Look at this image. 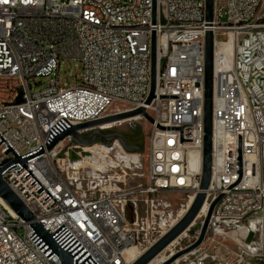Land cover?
Returning a JSON list of instances; mask_svg holds the SVG:
<instances>
[{
  "label": "built area",
  "instance_id": "1",
  "mask_svg": "<svg viewBox=\"0 0 264 264\" xmlns=\"http://www.w3.org/2000/svg\"><path fill=\"white\" fill-rule=\"evenodd\" d=\"M155 2L0 0V133L20 156L46 144L61 118L72 126L142 107L154 120L134 116L149 125L143 152H128L118 140L82 146L67 137L28 161L55 203L24 177L25 168L17 172L19 164L2 177L37 222L52 233L64 224L98 264H132L129 249L144 253L184 215L162 196L185 195L191 204L199 191L205 37L212 30L211 180L192 226L200 225L199 235L222 195L205 238L217 244L228 236L225 226L252 219L247 234L255 239L233 260L199 246L186 262L264 261V0H214L211 25L206 0ZM153 33L155 97L147 103ZM69 60L81 69L76 85L59 77ZM45 77L48 86L34 91ZM121 121L98 128L114 132ZM66 141L71 146L63 151ZM7 147L0 144V162L15 158ZM33 232L0 198V264H60L29 238Z\"/></svg>",
  "mask_w": 264,
  "mask_h": 264
},
{
  "label": "water",
  "instance_id": "2",
  "mask_svg": "<svg viewBox=\"0 0 264 264\" xmlns=\"http://www.w3.org/2000/svg\"><path fill=\"white\" fill-rule=\"evenodd\" d=\"M156 2L154 0V8ZM214 0H206V21L211 25L213 21ZM156 84V36L153 33L151 45V93L147 100L150 103L155 97ZM212 110H213V31L207 30L205 37V77H204V140L202 149V173L200 178L199 191L194 200L187 208L186 213L182 218L173 225L162 237H160L150 248H148L137 260L132 264H150L157 256H159L173 241H175L183 232L195 233V229H190L195 218L198 216L202 206L205 203L206 192L211 180L212 170ZM144 115L146 119L153 123V118L145 111L144 108H138L132 111L119 113L112 116H107L94 121H89L77 125L69 124L64 118H61L49 131V137L43 146L20 156L18 152L9 144V142L0 133V144L5 142L8 146L4 152L12 151L15 158L7 157L0 162V198L2 201L23 221L27 222L34 231L29 238L37 245V247L49 259L55 255L60 264H98L94 258L86 251V249L79 243V241L72 235V233L64 226H60L54 233L40 221H36V215L29 210L19 196L8 186L2 177V173L19 164L22 168L17 171L20 172L23 168L28 172L24 177L31 175L34 180L33 185L37 182L40 188L37 189L40 194L43 190L48 194L44 199L52 198L54 203L56 200L43 187V185L35 178V176L27 168L26 163L33 158H36L44 153H47L58 142L70 137L74 143L82 146H91L98 141H104L110 144L114 140H118L123 148L128 152H143L144 143L137 146H131L127 143V138L121 132H107L100 130L98 127L106 123L125 120L137 115ZM82 132V133H81ZM85 155L88 153H84ZM222 195L218 196L210 205L208 215L200 227V232L197 239L190 245L180 248L177 253L170 257L169 261L164 264H170L177 258L184 254L198 248L204 241L208 223L212 211ZM52 203L50 206H52ZM252 236V234H250ZM249 240V239H248Z\"/></svg>",
  "mask_w": 264,
  "mask_h": 264
},
{
  "label": "rangeland",
  "instance_id": "3",
  "mask_svg": "<svg viewBox=\"0 0 264 264\" xmlns=\"http://www.w3.org/2000/svg\"><path fill=\"white\" fill-rule=\"evenodd\" d=\"M78 65H79V62L73 61V60L63 62L61 70L59 72L60 79L62 81L64 80L66 83H69L71 85L78 84V81L75 78L77 74L81 73V69L78 67ZM37 81L41 83L39 85H34L33 87L34 91H39L40 89L48 86L50 82V78H46V77L38 78ZM135 129L138 132H140L143 142L145 143L146 136L149 130V125L146 121L130 120V121L123 123L119 128L116 129V131L125 134V133H130ZM68 146H71V142L70 141L64 142L63 151H65ZM146 162H147L146 157L143 156L142 154L141 165L143 169H145ZM137 172L142 174L144 170L140 168ZM139 179L141 178L135 177L134 182H138ZM162 198L171 202L172 209L174 210L175 215L180 213L182 208H184L186 204L188 203V199L185 195L183 197H180L178 195H163ZM251 222H252V219H247L242 222L231 223L225 226V230L228 232V236L226 238L224 239L219 238L220 241L217 244L215 243L210 244L211 239L205 238V240L203 241L202 245H200V247H202L203 250H207L209 253H212V254L217 252L219 253V256L225 255V257L229 260L235 259L238 255L244 256L245 254H243V250H242L243 247H246V245L253 243L252 241L255 239V237L247 234V229L251 227ZM199 226L200 225L197 224L190 228V229H195V233L190 234L189 232H187L188 236L185 239L183 238V240L180 239L182 241L180 244L178 243L179 245L177 244L176 247H174L173 253H177V251L180 248H184L185 246L189 245L190 243L194 242L197 239L198 237L197 231H198ZM210 237H212V235H210L209 238ZM250 247L256 248V245L251 244ZM171 254L172 253H170L168 249H165L160 255L165 256V257H170ZM193 256L194 255L190 254L189 258ZM156 259L158 260L159 256H157ZM263 263L264 261H261L260 259H257V258L253 260V264H263ZM177 264H187V262L184 260H180V262ZM205 264H217V262L213 261L212 259H207Z\"/></svg>",
  "mask_w": 264,
  "mask_h": 264
},
{
  "label": "bare ground",
  "instance_id": "4",
  "mask_svg": "<svg viewBox=\"0 0 264 264\" xmlns=\"http://www.w3.org/2000/svg\"><path fill=\"white\" fill-rule=\"evenodd\" d=\"M231 60V59H230ZM130 120H139L138 117H131V118H127L125 120H122L121 122L124 123V122H127V121H130ZM111 125L110 124H104L102 125L103 128H107V127H110ZM193 162V166L195 167L197 164H198V159H195ZM201 163V161H199ZM190 203H188L184 208H182V211H180L181 213L179 214V216L183 215L186 213L187 211V208L189 207ZM207 209V206L204 208L203 211H206ZM176 223V221H175ZM187 231L186 232H183L175 241H173L166 249H168L170 251V253H172L170 255V257H172V255L174 254L173 251H174V247H176V245L179 243H181V241L183 240V238L185 239L187 237ZM182 239V240H180ZM180 240V241H179ZM178 244V245H179ZM129 254L133 257L134 260H137L139 255H142L143 253L139 254L138 251L132 247L131 249L128 250ZM199 252V248L191 251L190 253H187V254H184L183 256L177 258L174 262H172L173 264H177L180 262V260H184V261H187L188 258H189V255L192 254H196ZM170 257H165V256H161L159 255V259L157 260L156 258L151 262V264H164V263H167L170 259ZM170 263V264H172Z\"/></svg>",
  "mask_w": 264,
  "mask_h": 264
},
{
  "label": "flooded vegetation",
  "instance_id": "5",
  "mask_svg": "<svg viewBox=\"0 0 264 264\" xmlns=\"http://www.w3.org/2000/svg\"><path fill=\"white\" fill-rule=\"evenodd\" d=\"M124 135L127 138V143L129 145L137 146V145H141L142 144L141 143V140H142L141 134L136 129L133 130L130 133H125Z\"/></svg>",
  "mask_w": 264,
  "mask_h": 264
},
{
  "label": "trees",
  "instance_id": "6",
  "mask_svg": "<svg viewBox=\"0 0 264 264\" xmlns=\"http://www.w3.org/2000/svg\"><path fill=\"white\" fill-rule=\"evenodd\" d=\"M141 143H144V142H143V139L141 140Z\"/></svg>",
  "mask_w": 264,
  "mask_h": 264
}]
</instances>
